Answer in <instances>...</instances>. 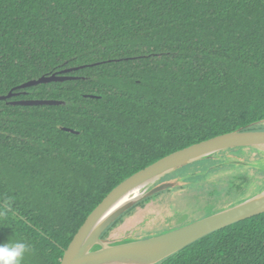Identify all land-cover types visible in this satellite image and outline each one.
<instances>
[{
	"label": "trees",
	"instance_id": "trees-1",
	"mask_svg": "<svg viewBox=\"0 0 264 264\" xmlns=\"http://www.w3.org/2000/svg\"><path fill=\"white\" fill-rule=\"evenodd\" d=\"M67 68L76 78L14 89ZM9 91L19 94L0 100V243L29 244L23 264H60L122 180L190 144L264 128V0H0V95ZM246 182L231 186L244 193ZM157 264H264V213Z\"/></svg>",
	"mask_w": 264,
	"mask_h": 264
},
{
	"label": "water",
	"instance_id": "water-1",
	"mask_svg": "<svg viewBox=\"0 0 264 264\" xmlns=\"http://www.w3.org/2000/svg\"><path fill=\"white\" fill-rule=\"evenodd\" d=\"M71 70V68H67L59 72L44 74L36 79H30L14 89L74 79L75 76L66 75ZM17 94L19 93L9 91L5 95H0V100L11 98ZM10 103L13 105H60L64 104V101L17 99ZM62 129L78 133L71 128L63 127ZM245 147L258 150L264 147V129H238L213 136L169 153L128 176L111 189L88 214L64 250L60 264H94L107 260L132 264H157L216 230L264 213L263 186L259 192L237 203L158 235L120 242L102 237L104 231L135 204L179 184L178 179L161 181L167 174L197 161L215 158L221 151ZM136 188L139 192H133Z\"/></svg>",
	"mask_w": 264,
	"mask_h": 264
},
{
	"label": "rangeland",
	"instance_id": "rangeland-1",
	"mask_svg": "<svg viewBox=\"0 0 264 264\" xmlns=\"http://www.w3.org/2000/svg\"><path fill=\"white\" fill-rule=\"evenodd\" d=\"M261 150L264 147L259 150L245 147L240 151L225 153L227 156L217 154L213 158L217 162L209 169H197L180 177L172 175L168 180L178 179L179 184L149 197L150 200L135 208L130 216L112 228L104 238L120 242L151 237L193 222L211 210L230 206L256 190L264 181V151ZM225 159L228 161L225 162ZM196 175L202 177L183 181ZM240 176L247 178L244 193L231 186L240 181Z\"/></svg>",
	"mask_w": 264,
	"mask_h": 264
},
{
	"label": "clouds",
	"instance_id": "clouds-1",
	"mask_svg": "<svg viewBox=\"0 0 264 264\" xmlns=\"http://www.w3.org/2000/svg\"><path fill=\"white\" fill-rule=\"evenodd\" d=\"M29 251L30 245L22 240L0 243V264H23L24 256Z\"/></svg>",
	"mask_w": 264,
	"mask_h": 264
},
{
	"label": "bare ground",
	"instance_id": "bare-ground-1",
	"mask_svg": "<svg viewBox=\"0 0 264 264\" xmlns=\"http://www.w3.org/2000/svg\"><path fill=\"white\" fill-rule=\"evenodd\" d=\"M133 192H139L138 188L134 189ZM94 264H132V263H122V262L116 261V260H107V261H103L100 263H94Z\"/></svg>",
	"mask_w": 264,
	"mask_h": 264
},
{
	"label": "flooded vegetation",
	"instance_id": "flooded-vegetation-1",
	"mask_svg": "<svg viewBox=\"0 0 264 264\" xmlns=\"http://www.w3.org/2000/svg\"><path fill=\"white\" fill-rule=\"evenodd\" d=\"M213 212V211H212Z\"/></svg>",
	"mask_w": 264,
	"mask_h": 264
}]
</instances>
